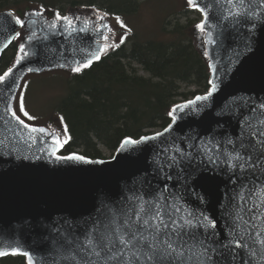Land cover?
Returning <instances> with one entry per match:
<instances>
[{
	"label": "snow or ice",
	"instance_id": "snow-or-ice-1",
	"mask_svg": "<svg viewBox=\"0 0 264 264\" xmlns=\"http://www.w3.org/2000/svg\"><path fill=\"white\" fill-rule=\"evenodd\" d=\"M187 2L203 16L196 27L201 34H207L204 45L211 42L216 47L224 43L230 30L245 28L252 33L257 25L264 23V0H205L203 4L199 0ZM7 16L13 19L14 25L25 27L24 20L14 17L12 13ZM30 16L41 18L31 20L32 25L42 26L39 31L32 29L26 41L19 45L15 61L17 65L37 56L48 37H54L58 32L73 39L81 34L90 35V21L84 20L81 26H77L76 21L81 20L80 17L56 13L54 20L47 22L43 12H33ZM96 16L101 21L105 18L98 12ZM116 19L121 27H126L119 17ZM105 30L111 32L106 24L96 27V33L104 43L96 42L98 46L95 50L89 48L83 52L81 48L73 47L67 55L64 52L58 55L63 57L65 63L70 60L75 65L71 68L73 72H81L94 61H99L109 49L120 46L110 42V36L104 35ZM5 32L10 33L3 44L7 48L19 39L20 32L0 23V34ZM125 39L126 36H122L120 43ZM205 55H209L207 48ZM65 63L59 66L64 67ZM210 67L215 76V67ZM33 70L28 69L29 72ZM12 77L13 69L9 68L0 75V85L11 87L15 84ZM209 83L211 87L205 95L197 96L185 105H177L169 112L173 122L182 118L178 117V112L195 110L197 105L214 96L218 90L217 84L214 80ZM225 108L224 114L236 122L237 130L234 133L188 136L183 148L177 144V138L165 135L171 133V125L163 132L142 137L140 141L126 138L123 141L125 147L159 141L154 146L153 174L162 184L143 180L139 186L134 184L130 195L124 197V203L118 209L109 208L84 228L82 236L64 241L66 252L63 259L71 264H264V102L237 103L235 106L226 104ZM6 110L10 113L6 131L12 135H0V148L6 147V140L28 142L16 128L7 127L12 120L31 133H45L43 128H30L11 105H6ZM20 110L29 120L34 119L24 111L22 101ZM161 137L164 139L161 140ZM54 143L61 145L60 138L55 137ZM67 159L85 158L72 155ZM204 174L227 177L230 185L224 191L219 209L223 238L217 220L202 206L204 198L199 192L192 191L194 186H200ZM172 181L175 183H170ZM193 194L196 207L188 203V198ZM7 255H22L26 257L27 264H36L32 254L22 250L12 238L0 240V257Z\"/></svg>",
	"mask_w": 264,
	"mask_h": 264
},
{
	"label": "water",
	"instance_id": "water-1",
	"mask_svg": "<svg viewBox=\"0 0 264 264\" xmlns=\"http://www.w3.org/2000/svg\"><path fill=\"white\" fill-rule=\"evenodd\" d=\"M204 2L205 0H199L201 4ZM186 4L189 9L201 14L191 7L187 0ZM33 12L43 11L34 9L22 13L20 19L25 21L24 28L14 25L13 19L7 16L12 12L7 10L0 11V23L14 31L20 33L24 31L25 36L21 42L24 43L32 29L39 31L42 26L30 23L33 19H41L30 16ZM66 16L80 17L81 20L76 21L77 26L88 20L79 14ZM201 17L203 19L202 14ZM43 18H46L47 22L53 21L44 12ZM105 24L110 28L108 23ZM96 27L97 25L90 21L88 24L90 35L81 34L75 39L59 32L54 37L49 36L37 56L19 65L15 63L17 50L14 63L10 67L13 69L12 78L15 84L11 87L0 85V135L3 137L12 135L6 131V122L10 119L6 105H11L15 110L16 99L24 80L32 74L41 75L57 70L78 74L71 70L75 65L70 60L65 63L58 53L64 52L67 55L73 47H79L83 52H87L89 48L95 50L98 46L96 42L104 43L102 37L96 33ZM197 32L201 34L198 29ZM110 33L105 30L104 35ZM9 34V32L0 34V59L14 42L7 48L3 47ZM203 35V40L208 38L207 34ZM206 48L209 55H205ZM202 54L208 62L210 81L216 82L218 90L209 101L197 105L195 110L178 112V117L182 118H178L176 122L171 120L172 131L165 135L177 138V144L181 148L184 147V141L188 136L234 133L237 125L234 119L224 114L226 104L235 106L237 103L264 102V23L257 25L252 33H248L245 28L232 29L226 33L223 44L216 47H213L211 42L208 45L203 44ZM95 62L97 61L92 64ZM61 63H65V66L60 67ZM210 65L216 69L215 76ZM29 68L34 70L29 72ZM209 85L211 87L210 83ZM28 125L30 128H43L45 133H31L12 120L7 127L16 128L28 142L6 140V147L0 148V240L14 239L22 250L32 254L36 264H71L70 261L63 259L66 252V248L63 247L64 241L82 236L84 228L90 226L96 217L107 212L109 208L118 209L124 203V197L130 195V189L134 184L139 186L141 180L162 184L153 174L156 156L154 146L158 145L159 141H148L127 147L122 142L112 159L92 160L78 153L62 156L64 141L57 132L48 126ZM55 137L60 138L61 145L57 146L54 143ZM160 139L163 140L164 137ZM72 155L85 159H67ZM227 187H230L227 177L220 175L209 177L204 174L200 186H194L192 189L193 193L199 192L204 198L202 206L217 220L221 238L224 229L219 219V209ZM188 203L196 207L194 194L188 198ZM10 256L24 257L7 255L0 257V260Z\"/></svg>",
	"mask_w": 264,
	"mask_h": 264
},
{
	"label": "trees",
	"instance_id": "trees-1",
	"mask_svg": "<svg viewBox=\"0 0 264 264\" xmlns=\"http://www.w3.org/2000/svg\"><path fill=\"white\" fill-rule=\"evenodd\" d=\"M24 1L50 15L64 14L68 6L86 4L109 13L131 14L140 5L137 0ZM21 2L0 0V11H12ZM175 23H166L173 27L169 34L175 38L171 41L150 39L123 44L72 76L56 108L57 127L66 141L63 155L79 152L90 159H105L103 149L113 154L126 138L137 140L167 128L173 105L208 91V64L185 33L186 27ZM189 23L193 27L194 23ZM22 36L2 55L0 75L13 64ZM50 123L56 127V123ZM0 264L26 262L23 257L11 256L1 259Z\"/></svg>",
	"mask_w": 264,
	"mask_h": 264
},
{
	"label": "rangeland",
	"instance_id": "rangeland-1",
	"mask_svg": "<svg viewBox=\"0 0 264 264\" xmlns=\"http://www.w3.org/2000/svg\"><path fill=\"white\" fill-rule=\"evenodd\" d=\"M21 1L22 2L20 4L11 8L13 12L20 13L30 8L40 10L37 6L27 1ZM137 1L140 4L139 8L131 14L127 13L126 16L105 15V13L100 14L105 16L104 21H108L113 29L114 37L111 43L121 44L120 40L122 36H126V39L128 38V42L126 39L124 40V42L126 41L125 44L127 46L132 44L134 41L142 42L150 39L158 41H171L172 38H175V35L171 33L169 34V31H171L173 27H170L169 25L166 26V23L172 21L173 24H176L175 22H177L185 26V33L189 36V39L199 49L201 48L204 38H202L197 32V29H194V26H188L190 21L195 23V20L199 18L197 17V14H192L190 13V10L187 9L188 6L186 4V0ZM71 13H81L85 16H89L96 13V10L89 9L86 6H68L65 14ZM116 17H119L120 21H122L126 27H121V24L117 21ZM92 19L96 20L97 17L94 16ZM131 33L135 34V36L131 37ZM23 36L21 39H23ZM139 74L148 77V74H145L142 71H140ZM72 76L73 73L70 71H55L42 75L28 76L23 84L21 93L19 94L16 103L17 115L20 116L24 122L30 125L53 126L50 122H57V104L68 91L67 83ZM21 101L23 102L24 111H26L34 119L29 120L28 117L23 115V112L20 110ZM57 125L58 123H56V127L53 126L55 130H58ZM103 153L106 158H110L112 156V154L105 149H103Z\"/></svg>",
	"mask_w": 264,
	"mask_h": 264
},
{
	"label": "flooded vegetation",
	"instance_id": "flooded-vegetation-1",
	"mask_svg": "<svg viewBox=\"0 0 264 264\" xmlns=\"http://www.w3.org/2000/svg\"><path fill=\"white\" fill-rule=\"evenodd\" d=\"M89 9H90V6H89ZM97 12H98L99 14L102 13V11L99 10V9H96V13H97ZM96 13H93V14H92L93 16H92V15H89L88 17H89V18L91 17V19H92V17L96 16ZM96 17H97V16H96ZM92 20H93V19H92ZM102 21H104V20H102ZM94 22H95L97 25H99V26H100V24H101V23H100L101 20H97V19H96Z\"/></svg>",
	"mask_w": 264,
	"mask_h": 264
}]
</instances>
